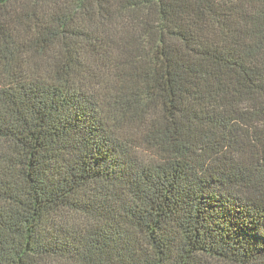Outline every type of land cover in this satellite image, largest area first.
I'll return each mask as SVG.
<instances>
[{"label": "trees", "instance_id": "16d2710c", "mask_svg": "<svg viewBox=\"0 0 264 264\" xmlns=\"http://www.w3.org/2000/svg\"><path fill=\"white\" fill-rule=\"evenodd\" d=\"M0 264H264V0H0Z\"/></svg>", "mask_w": 264, "mask_h": 264}]
</instances>
